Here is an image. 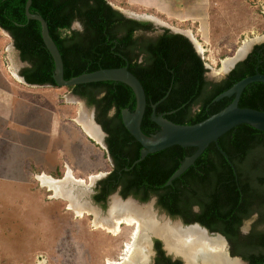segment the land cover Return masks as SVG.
Masks as SVG:
<instances>
[{
	"label": "trees",
	"instance_id": "trees-1",
	"mask_svg": "<svg viewBox=\"0 0 264 264\" xmlns=\"http://www.w3.org/2000/svg\"><path fill=\"white\" fill-rule=\"evenodd\" d=\"M26 0H0V28L7 31L22 61L28 66L19 74L29 84L56 86L54 61L44 45L41 24L25 15ZM31 13L47 22L50 36L62 60L64 78L100 68L127 66L141 82L146 109L141 129L146 135L160 130L151 119L156 113L178 124H193L226 107L232 96L215 100L242 78L264 73V42L255 44L246 57L220 80L206 78L205 61L184 34L169 28L150 35L156 26L150 20L125 16L108 0H31ZM78 22L80 28H72ZM96 108V122L107 133L106 153L111 168L98 180L94 200L104 202L120 188L122 197L133 195L146 201L152 195L157 205L185 223L198 222L225 235L231 252L250 264H264V131L239 124L210 143L181 175L166 185L171 174L196 147L172 145L140 157L141 144L123 124L121 111H133L136 98L124 82L105 80L67 87ZM240 107L264 111V82L246 85ZM112 111V114L110 112ZM255 215L251 229L244 222ZM155 264H180L165 256L159 240Z\"/></svg>",
	"mask_w": 264,
	"mask_h": 264
},
{
	"label": "rangeland",
	"instance_id": "rangeland-1",
	"mask_svg": "<svg viewBox=\"0 0 264 264\" xmlns=\"http://www.w3.org/2000/svg\"><path fill=\"white\" fill-rule=\"evenodd\" d=\"M115 3L111 5L127 17L150 20L142 9L128 7L125 2ZM208 6H211L206 19L209 38L203 41L197 39L199 35L196 34L194 38L205 49L198 51L205 61L206 75L209 79H217L222 62L236 55L245 41L250 42L252 47L264 42V0H212ZM171 21L159 16L156 21H152L156 31L149 34H157L162 28H169L173 32L180 29ZM72 28L79 29L80 24L74 22ZM15 50L11 42H7L1 53V62L14 81L20 80L17 76L20 75L21 68L28 66ZM59 88L61 95H67L71 91L67 87ZM74 106L77 109L79 105L74 103ZM81 106L78 126L83 127L82 124L90 121L97 127L93 107L86 102L81 103ZM98 130L100 139L92 138L87 133L98 151V161L93 164V171L81 177L78 173H73L67 164L57 176L44 172L55 179H70L66 188L71 193L82 195L81 201H90L96 208L95 211L100 210V213L97 211L98 221L88 208L79 214L69 206L68 199L56 196L40 178L43 172L12 169L10 165L4 164V156L0 157V264H135L136 258L144 264L152 263V243H149L147 237L136 240L135 223L122 222L116 231L107 230L98 224L114 205L108 197L104 203L94 200L96 183L109 173L112 164L106 153L105 136ZM38 147L44 148L45 152L49 150L48 145ZM45 152L51 157L54 150ZM12 153L16 154V151ZM95 164L98 165L97 168ZM71 177H74L73 181ZM112 193L119 194L116 190ZM154 211H158L159 215L164 212L157 203ZM170 220L175 222L177 217ZM254 220L255 215L246 220L242 230L248 231ZM134 241L139 242H135L136 245L143 243L141 245L145 246L141 257L136 254V245L132 244ZM131 257L134 258L133 262L129 261Z\"/></svg>",
	"mask_w": 264,
	"mask_h": 264
},
{
	"label": "crops",
	"instance_id": "crops-1",
	"mask_svg": "<svg viewBox=\"0 0 264 264\" xmlns=\"http://www.w3.org/2000/svg\"><path fill=\"white\" fill-rule=\"evenodd\" d=\"M114 1L146 11L144 15L151 21L159 16L172 20L180 28L175 32L189 36L186 31H190L203 41L209 38L206 19L212 0H113L110 3ZM7 42L14 47L11 37L0 28V157L4 156V164L12 169L56 176L67 164L81 177L93 171L98 151L92 138L78 126L80 101L70 93L61 95L57 86L47 85L46 89V84H29L20 79L21 75L17 76L20 80H12L1 62ZM74 103H78L77 109ZM45 144L49 146L47 149L54 150L51 157L38 147H46Z\"/></svg>",
	"mask_w": 264,
	"mask_h": 264
},
{
	"label": "water",
	"instance_id": "water-1",
	"mask_svg": "<svg viewBox=\"0 0 264 264\" xmlns=\"http://www.w3.org/2000/svg\"><path fill=\"white\" fill-rule=\"evenodd\" d=\"M30 5H31V0H26L25 7H24L25 15L28 19L37 20L41 24V34H42L44 45L49 51V53L51 54L53 61H54L53 79L57 87H70V86H74L77 84L92 83V82H99V81H105V80H116V81L124 82L132 88L135 94V98H136L135 108L133 111H130L128 109H123L121 111V117H122V121L126 129L142 146L141 151H140V157L136 159L135 162L143 159L148 153L159 151L164 148L170 147L172 145L178 144L181 146L196 147V150L191 155L186 156L184 160L182 161V163L179 165V167L171 174V176L166 181V185L170 184L173 179L181 175L190 165H192L194 161L196 160V158H198L200 154L204 151V149L212 142L215 143L220 153L228 159L227 154L218 145V138L224 133H226L227 131H229L230 129H232L233 127L239 124H242V123H246V124H250L254 126L255 128L261 131H264V111L258 110L255 108L240 107L238 105L240 95L246 85H248L251 82H255V81L264 82V73L257 72L253 75H249V76L242 78L241 80L237 81L232 86H230L228 89H226L225 91L215 96L214 98L215 100H218L225 96L233 95L234 97H233V100L223 109L193 124L174 123L168 120L164 116L165 113L157 114L156 105L162 99L152 103L151 104V108H152L151 119L160 126V130L153 134L146 135L141 129V122H142L143 115L146 109L147 101H146L145 90L141 82L139 81V79L130 70H128L127 66L100 68L94 71L81 73L69 79L64 78L63 60H62L61 54L55 42L50 36L47 22L40 14L31 13L29 11ZM187 37L191 40L195 49L197 50L196 45L194 41L192 40V38H190L189 36ZM251 49H252V46L250 42L243 43L241 47L237 50L236 55H234L230 59H226L229 61L225 60L228 66L226 68H223L224 66L220 68L218 76L216 77L217 79H215V77H212L213 79L211 80H220L221 78H223L235 66V64L238 61L246 57V55L251 51ZM197 52L199 51L197 50ZM206 78L209 79L207 75H206ZM20 79L25 81L22 76H20ZM38 85H41V84H38ZM46 85H50V84H46ZM70 95L76 97L80 101V103L85 104L86 100L83 97L74 94L72 91H70ZM94 123L99 128V125L97 124V122H94ZM118 191L119 189L117 188L116 192L119 193ZM84 193L87 194L86 191H84ZM69 197L70 199H73L74 201L83 202L81 201L82 195L78 193L77 194L71 193ZM108 198L110 199L111 203H113L114 201H118L121 203L131 201V202H134L139 207L148 206L152 209L153 215L156 219L160 218V219L170 220L172 218L171 215L168 214L165 210H163L164 212L161 213L160 215L158 211H154V205L155 203H157L156 202L157 197L155 195H152L146 201L139 200L133 195H128L127 197L124 198L121 195L115 194V193L108 195ZM84 203H86L88 207H91L94 210L96 209L93 206V204H91L90 201L89 202L84 201ZM97 211L100 213L99 209H97ZM97 211L95 212L97 213ZM110 211L111 209L107 211L106 217L110 216ZM122 214L124 213L120 212L119 216H121ZM108 220L111 221L112 219H108ZM175 222H178L181 225L184 224L179 218H177ZM192 225L198 226L203 231L207 232V234L210 233L212 235L223 238L219 232L217 233L210 232L207 228H205L204 226H201L197 222H193V223H190L189 225H183V226H192ZM145 236L147 237L146 239L149 241V243H152V237L160 238L166 252L168 254L173 253L174 257L182 258L183 264H185L184 257L179 253L169 250L166 247L165 241L162 239V237L152 232H148L147 235ZM136 240H139V239H136ZM135 242L139 243L137 241H134L133 243L136 244ZM225 247H226V244H225ZM226 248H225V252L229 260L231 261L236 260L237 262L241 264H247L244 260H242V258L237 257V256H231L228 250H226ZM135 264H144V263L138 258H136ZM196 264H205V263L202 260V258L199 257L198 260L196 261Z\"/></svg>",
	"mask_w": 264,
	"mask_h": 264
},
{
	"label": "bare ground",
	"instance_id": "bare-ground-1",
	"mask_svg": "<svg viewBox=\"0 0 264 264\" xmlns=\"http://www.w3.org/2000/svg\"><path fill=\"white\" fill-rule=\"evenodd\" d=\"M189 36L195 42L197 50L204 51L202 44L194 38L192 34L187 31ZM244 43H249L245 41ZM229 61V60H226ZM224 61L222 67L226 68L228 64ZM84 119V118H83ZM82 122V121H81ZM85 122V121H84ZM82 122V123H84ZM85 131L95 139L99 138V128L93 126L90 121L82 124ZM42 181L51 189L56 196L65 197L69 200V206L76 209L77 213L82 214L84 209H89L95 216L96 221L97 213L91 207H88L86 203L74 201L70 199V190L66 188V183L70 181L67 177L53 178L43 174ZM72 178L71 177V181ZM75 180V179H74ZM75 182V181H74ZM110 211V218L103 217L101 222H98L102 228L107 230L116 231L122 222L131 224L135 223V237L136 239H143L148 232L155 233L162 237L165 241V245L169 250L181 254L185 259V264H196L199 257L202 258L205 264H241L236 260H229L225 252V241L215 235L207 234L198 226H183L178 222H172L169 219H156L153 215V211L150 207H139L134 202H118L114 201ZM123 212L121 216L119 213ZM112 219V221L108 220ZM139 239V241H140ZM144 241V240H143ZM143 244V243H141ZM136 245L133 243L136 249V254L141 257L144 249V245ZM135 256V255H133ZM132 256V257H133ZM130 258V262H133L134 258ZM135 263V260H134Z\"/></svg>",
	"mask_w": 264,
	"mask_h": 264
},
{
	"label": "flooded vegetation",
	"instance_id": "flooded-vegetation-1",
	"mask_svg": "<svg viewBox=\"0 0 264 264\" xmlns=\"http://www.w3.org/2000/svg\"><path fill=\"white\" fill-rule=\"evenodd\" d=\"M92 106V105H91ZM93 107V109H94V115H95V117H94V119H95V122H96V108H95V106H92ZM110 114H112V111L110 112ZM98 125H99V129H101V131L103 132V134H104V136H105V138H106V136H107V133L104 131V129H103V127L101 126V124H99V123H97ZM105 144H106V142H105ZM106 148H107V144H106ZM98 182V181H97ZM96 186H97V183H96ZM119 190H120V188H119ZM120 194V193H119ZM108 197V196H107ZM105 202V201H104ZM104 202H99V203H104ZM172 218L173 217H177V218H179L184 224L183 225H189L190 223H185L183 220H182V218H180V217H178V216H171ZM193 223V222H192ZM198 223V222H197ZM200 224V223H199ZM201 225V224H200ZM201 226H203V225H201ZM205 227V226H204ZM206 228V227H205ZM208 229V228H207ZM251 229V226H250V228L248 229V231ZM209 230V229H208ZM210 231V230H209ZM241 231L242 232H244L243 230H242V228H241ZM248 231H246V232H244V233H247ZM210 232H216V231H210ZM217 233V232H216ZM210 234V233H209ZM221 234V233H220ZM210 235H212V234H210ZM222 235V239L225 241V244H226V247H227V250H228V252L230 253V255L231 256H237V257H240V258H242V256H240V255H234V254H232V252H231V245H230V243H229V240H228V238L225 236V235H223V234H221ZM156 238L157 237H153V239H152V248L154 249V258H152V263L151 264H155V262H156V257L158 256V252H157V250H156V247H155V240H156ZM157 240H159V239H157ZM160 241V240H159ZM160 244H161V249L163 250V252H164V255L165 256H169L170 258H171V260H179L180 261V264H182V259L180 258V257H174L173 256V253H171V254H168L167 252H166V250L164 249V247H163V243H162V241H160ZM242 260H244L247 264H250L249 263V261H247V260H245L244 258H242Z\"/></svg>",
	"mask_w": 264,
	"mask_h": 264
},
{
	"label": "clouds",
	"instance_id": "clouds-1",
	"mask_svg": "<svg viewBox=\"0 0 264 264\" xmlns=\"http://www.w3.org/2000/svg\"><path fill=\"white\" fill-rule=\"evenodd\" d=\"M4 30V29H3ZM10 36V35H9Z\"/></svg>",
	"mask_w": 264,
	"mask_h": 264
}]
</instances>
